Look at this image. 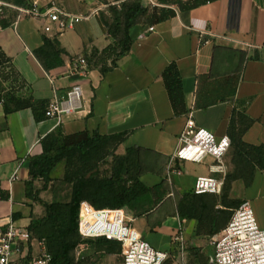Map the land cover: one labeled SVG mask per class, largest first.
Returning a JSON list of instances; mask_svg holds the SVG:
<instances>
[{"label": "crops", "instance_id": "obj_1", "mask_svg": "<svg viewBox=\"0 0 264 264\" xmlns=\"http://www.w3.org/2000/svg\"><path fill=\"white\" fill-rule=\"evenodd\" d=\"M30 1L39 7L54 1L71 13L84 16L56 36L62 49L61 62L50 70L42 66L34 50L43 44L44 36L53 38V32L43 30L44 20L22 17L15 22L17 12L12 9L0 20V47L11 58L33 103L48 104L54 98L62 99L75 85L82 89V100L81 107L62 116L60 122L46 116L37 121L29 106L5 113L0 103V185L10 195L9 199L0 200V220L12 216L17 224L29 225L31 220L45 216L43 206L36 216L38 207L26 196L25 182L29 179L30 160L42 154L41 139L57 127L64 134L81 130L100 134L127 131V139L117 147L116 153H125L129 146L139 147L143 166L140 180L153 186L165 179L171 187L166 197L175 196V177L182 187L192 181L194 185L199 175L209 174L211 158L199 163L202 164L199 173L191 171L189 166L198 163L181 162V174L168 178V159L177 147V137L189 114L198 125L222 137L228 135L231 115L237 108L254 120L244 132L243 140L264 144V0H214L188 10L174 7L176 14L166 20L139 22L130 29V50L120 56L114 66L111 57L105 55L98 59L95 56L113 42L108 34L111 16L102 4H96V0ZM150 25L154 26V31L139 38ZM85 56L92 59L86 71L76 66L78 59ZM173 61L182 76L188 109L178 115L162 77L165 67ZM238 72V84L231 98L206 108L196 106L197 100L204 103L219 93L211 90L212 78L207 79V76L217 78ZM5 88L6 83L0 84V94ZM15 172L17 178L12 180ZM243 186L244 195L240 197L251 201L259 225L264 229V170H256L249 184ZM153 203L151 194L147 193L123 209L132 224L135 217L127 213L126 208H133L140 215L145 210L152 211L156 207ZM167 216H171L168 223L163 222L161 229L156 227L153 231L165 232L172 239V234L181 227L186 243L185 258L190 256L187 248L199 247L197 257L191 255V258L197 264L207 260L201 256L209 245L204 235L196 233L195 220ZM184 221H194L193 229H183ZM39 251L38 242L34 240L30 252Z\"/></svg>", "mask_w": 264, "mask_h": 264}, {"label": "trees", "instance_id": "obj_2", "mask_svg": "<svg viewBox=\"0 0 264 264\" xmlns=\"http://www.w3.org/2000/svg\"><path fill=\"white\" fill-rule=\"evenodd\" d=\"M17 5L28 6L30 0H6ZM214 0H162L163 6L149 7L143 0H130L122 2L120 7H111V21L108 23V34L113 39L103 49L98 59L106 56L112 58V66L116 60L128 52L131 48L130 29L142 23H158L176 14L171 4H177L180 10H188ZM167 4V5H166ZM142 18H146L145 21ZM43 37V44L34 50L36 58L46 70L53 69L62 60V49L56 38ZM88 63L91 58L85 56ZM162 77L167 89L175 114H183L188 111L183 89V80L176 62L169 63L162 72ZM210 77V78H208ZM212 78V79H211ZM0 79L7 83L8 90L0 94L3 98L5 113L24 107H32L37 121L45 117L48 104L44 101L33 103L29 95V89L21 80L11 64V58L0 47ZM213 83L212 91L219 93L207 102L196 106L206 108L231 98L235 94L238 84L239 72L224 77L207 76ZM253 119L244 112L233 109L228 135L231 138L232 151L231 163L233 169L227 173L226 186L222 188L220 207L215 209V199L220 194H196L193 189L186 191L177 202V215L181 220H195L197 222L196 233L198 235L219 234L230 221L234 211L245 199H230L226 197L231 182L243 180L248 185L255 170H264V144H250L243 140V134L253 123ZM127 131L111 134H100L98 131L81 130L64 134L60 127L41 139L42 154L30 160L28 164L29 179L25 182V193L29 198H38V191H34V181L43 179L45 183L50 181L52 169L62 160L67 161L65 179L72 184L70 200L63 203L55 201L51 203L41 201L46 208V214L40 219L31 220L29 229L37 238L46 239L47 251L52 255V264H74L75 250L82 241L78 233L79 205L83 200L91 202L97 208L121 207L133 202L137 198L149 193L155 205L169 195L165 179L153 186L144 184L139 176L143 172L140 148L136 146L126 147L125 153L117 154V147L124 143L128 136ZM109 157V158H108ZM108 158V159H107ZM107 160V161H106ZM109 164L105 175H101L95 168L100 163ZM177 166H180L177 163ZM229 169V165H228ZM229 171V170H228ZM9 192L0 185V200L9 199ZM17 218L16 214H13ZM88 243L100 245L112 244L118 247L120 244L104 237L88 238ZM196 256V253L193 254ZM82 260V259H80ZM78 260V261H80ZM172 256L165 264H174ZM209 261L206 260L207 264ZM123 263V258H122Z\"/></svg>", "mask_w": 264, "mask_h": 264}, {"label": "built area", "instance_id": "obj_3", "mask_svg": "<svg viewBox=\"0 0 264 264\" xmlns=\"http://www.w3.org/2000/svg\"><path fill=\"white\" fill-rule=\"evenodd\" d=\"M9 9L17 12L15 22L22 17L44 20L43 30L53 32L54 35L84 18L83 15L71 13L54 1L39 7L37 3L23 6L0 0V20ZM154 29V26L150 25L138 37L143 38ZM78 65L86 71L85 58L78 59L76 66ZM5 90H8L7 83L3 92ZM81 100L82 89L75 85L62 99L51 100L45 115L60 122L62 116L72 114L81 107ZM3 101L1 98L0 103ZM231 143L229 135L217 137L198 125L192 114H189L177 137V147L168 159V178L181 174L182 169L177 163L185 161L206 163V160L211 158L212 161L208 163L209 174L197 176L193 191L196 194H220L228 171L226 158ZM16 178L15 172L11 179ZM181 229L180 227L173 236L175 243H181L174 251L181 264H186ZM78 233L82 241L75 250L77 259L83 258L82 253L87 248L86 239L100 237L120 244L122 264H165L170 256L167 251L155 249L131 225L121 207L97 208L91 202L83 200L79 205ZM34 240L38 242L40 248L37 254L30 252V245ZM212 245L214 255L207 264H264V229L259 225L249 201L245 200L236 208L230 221L212 241ZM52 260L44 237H35L28 225L17 224L12 216L0 220V264H52Z\"/></svg>", "mask_w": 264, "mask_h": 264}, {"label": "rangeland", "instance_id": "obj_4", "mask_svg": "<svg viewBox=\"0 0 264 264\" xmlns=\"http://www.w3.org/2000/svg\"><path fill=\"white\" fill-rule=\"evenodd\" d=\"M130 0H96V4H102V7L104 11H107L109 15L111 16L110 13V8L111 7H117L119 8L122 2H128ZM162 0H143V3L148 5L149 7L151 6H163L164 4L160 3ZM175 1V0H173ZM167 5V4H166ZM171 7H177V4H171ZM144 21L146 18H142ZM0 84H2L0 82ZM109 158V157H108ZM107 158V159H108ZM231 158H232V151H230L227 155L226 161L227 164L229 165V173L233 169V164L231 163ZM107 161V160H106ZM191 168V171H194L196 173H199L200 168H202V164H192L189 165ZM109 164L107 162L105 163H100L97 168H95V171L97 170L101 175H105V172L110 169ZM66 170H67V161L64 159L61 162H59L51 171L50 173V181L48 183H45L43 179H37V184H33L34 191H38V198H30V200L34 201V203L37 205L38 210H36L35 214L36 216L39 215L41 211V206H43V212L45 213L46 208L45 205L41 202H55V201H60V202H67L70 200L71 197V191H72V184L65 179L66 175ZM256 171V170H255ZM254 171V172H255ZM185 177V176H184ZM175 181V196L171 197H166L163 199V201L156 206L152 211L150 210H145L143 211L140 215H137V212L133 208H126V212L131 214L132 216L135 217L134 222L131 224L132 226L136 227L138 230H140L145 239L150 242V244L158 250H167L169 249L168 253L170 256H172L175 261L174 264H181V262H178L176 260L177 258V253L176 248H179L180 242L175 243L173 240V236L175 233L172 234V239H170L165 232H154L153 229L156 227L162 228V223H168V219L171 217L167 216V214H171L172 216L176 217L177 215V202L179 198L186 192L189 191L190 189H193L192 185L193 181L189 184L182 185V187L179 185V182H177V178H174ZM179 187H178V186ZM244 182L243 180H235L231 182L230 187L228 188V191L226 193V197L230 199H240L242 200L243 198L240 197V195H244V189L241 191ZM226 186V183L224 182V187ZM166 189L168 191L171 190L170 185L166 186ZM174 189V188H173ZM224 191V190H223ZM223 191L222 193L216 197L215 199V209L219 208L221 205V196H223ZM42 192L41 197H43V200L39 194ZM248 196H250V193H247ZM252 207V210L255 214L253 205L251 201H249ZM152 206H155V203H153ZM255 217L257 219V216L255 214ZM35 219H40V218H35ZM170 221V220H169ZM258 221V220H257ZM194 221H184L183 222V229H193V224ZM259 223V222H258ZM195 225L197 226V222L195 221ZM195 226V229H196ZM176 232V231H175ZM202 235V234H200ZM218 237V234L214 235H204L203 238L206 241V244L209 245L206 249V252L201 256L207 261H210L211 258L214 255V247L212 245V241ZM88 243V242H86ZM186 243L184 242L185 246V252H186ZM201 248L199 247H194V248H187V251H189V257L184 259L186 264H197L196 261H194L193 258H191V255L196 253V255L199 253ZM187 254V253H185ZM83 258H76V255L74 253V258L77 263L74 264H122V255L121 252H119L118 247L115 245H110V244H104L100 245L95 242L93 243H88V247L83 251L82 253ZM197 257V256H193ZM199 257V256H198ZM82 259V260H80ZM80 260V261H78ZM178 262V263H176ZM206 260L203 261L205 263ZM202 263V264H203Z\"/></svg>", "mask_w": 264, "mask_h": 264}]
</instances>
